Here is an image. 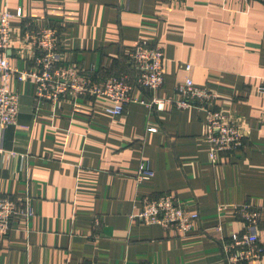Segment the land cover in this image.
Listing matches in <instances>:
<instances>
[{"label":"crops","instance_id":"crops-1","mask_svg":"<svg viewBox=\"0 0 264 264\" xmlns=\"http://www.w3.org/2000/svg\"><path fill=\"white\" fill-rule=\"evenodd\" d=\"M5 9L13 15L8 56L14 67L32 69L36 54L25 33L43 26L58 31V67L96 81L128 72V52L140 43L159 45L164 85L158 96L175 97L187 78L216 91L225 112L235 111L234 121L244 126L245 146L215 166L203 110L130 104L115 116L111 100L90 96L56 107L37 101L32 83L14 79L20 105L2 133L0 189L29 194L35 216L27 233L15 227L0 241V264H227L212 229L216 207L246 202L261 210L264 246L262 1L0 0V12ZM142 164L154 176L139 183ZM165 193L199 213L189 236L132 219L145 199ZM221 218L225 236L241 230L231 208ZM249 264H264V257Z\"/></svg>","mask_w":264,"mask_h":264},{"label":"built area","instance_id":"built-area-1","mask_svg":"<svg viewBox=\"0 0 264 264\" xmlns=\"http://www.w3.org/2000/svg\"><path fill=\"white\" fill-rule=\"evenodd\" d=\"M185 3L186 0H165ZM264 3V0H260ZM7 9L0 12V154L3 150L4 129L15 123L19 111V94L13 89V80L35 85V97L39 102L48 101L56 107L66 99L77 97L106 98L113 102L110 112L115 116L124 113L130 104L145 105L149 110L165 111L168 106L176 109L196 108L206 114L205 138L208 143L211 164L218 166L228 161V155L236 154L245 146L244 126L234 120L235 111L225 112L218 93L208 87L195 85L191 78L177 85L175 97L161 98L158 91L164 85V52L159 45L140 43L128 52L132 75H112L96 81L89 75H81L76 68L61 69L60 38L56 28L43 26L25 33V40L35 50L34 66L20 70L10 63L11 19ZM186 69H191L187 65ZM151 92V98L143 96ZM259 92L264 94V77ZM150 131L156 129L150 128ZM154 176L148 164H142L136 174L143 182ZM33 199L29 194L10 195L0 189V241L9 237L14 228L28 232V223L35 216ZM231 208L241 223V230L225 236L222 213ZM219 217L212 229L222 242L227 264H249L264 257V246L259 230L261 210L251 202L240 205H218ZM145 225H160L173 237L189 236L197 227L200 215L192 211L176 194L165 193L158 198L145 199L141 210L131 216ZM97 223V222H96ZM24 225V226H23Z\"/></svg>","mask_w":264,"mask_h":264},{"label":"trees","instance_id":"trees-1","mask_svg":"<svg viewBox=\"0 0 264 264\" xmlns=\"http://www.w3.org/2000/svg\"><path fill=\"white\" fill-rule=\"evenodd\" d=\"M128 60H129V57H128ZM129 66H130V70H131V65L129 64ZM130 70L128 72H122V73L115 74V75H120V74H124V73H132V72H130Z\"/></svg>","mask_w":264,"mask_h":264}]
</instances>
